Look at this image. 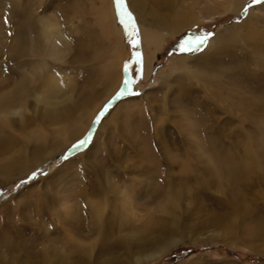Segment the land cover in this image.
I'll return each instance as SVG.
<instances>
[{
  "label": "rangeland",
  "instance_id": "obj_1",
  "mask_svg": "<svg viewBox=\"0 0 264 264\" xmlns=\"http://www.w3.org/2000/svg\"><path fill=\"white\" fill-rule=\"evenodd\" d=\"M152 3L193 18L147 69ZM28 25L57 28V60L12 53ZM23 76L26 108L0 115V264H264V0H0V97Z\"/></svg>",
  "mask_w": 264,
  "mask_h": 264
},
{
  "label": "bare ground",
  "instance_id": "obj_2",
  "mask_svg": "<svg viewBox=\"0 0 264 264\" xmlns=\"http://www.w3.org/2000/svg\"><path fill=\"white\" fill-rule=\"evenodd\" d=\"M152 6H153V9L151 11L152 19L146 18L147 16L143 17V16H139L138 14H137L138 16L136 15L137 19L139 20V21L138 20L137 21L141 25H143L140 28V34H141V37H142V46H143V53H144V56H143L144 58L143 59H144L145 67L147 69L150 67V64H151L152 58H153L152 57L153 54L147 53L148 50L150 49V47L158 48V46L162 42V35H160L159 33L162 32L163 34H166L163 31L167 30V33H170L172 35H174V34L176 35V33L179 32V29H181L184 25H187V23L190 20H192V18H193V15L184 16V18H183V16L178 15V14H177L178 16L171 15L172 12H171L170 9L172 8V6H170L168 4L166 5L165 3H161V4L152 3ZM138 7H140V3H136V4L130 5L129 9L132 12H139V10L144 11V8H142V7L138 8ZM98 18L103 23V25H105V29L106 28L109 29L111 34H113L115 36V38H114V40H115L114 46L118 47L120 45L119 40H118V34L120 32H119V25H118L117 21L115 20L114 16H112L108 12V10H103L100 13V16ZM248 18H252V15L248 16ZM145 26H149V27L147 28ZM24 28L20 27L21 30L16 32V35L14 37L15 43L13 44L12 50H11L14 55L17 54L20 57L24 56V55H26V56L28 55V56H31V57L39 56L41 58L45 57V56H47V57L49 56V58H53V59L55 58V60H57V58L59 57L60 52H61V46L59 45V43L57 41V39L60 38V35H59L60 32L57 30V28L55 26L50 27V26L46 25L45 27H42L41 30H39V28L36 29L34 26H31V25L25 26ZM22 29H24V31ZM25 35H27V37L30 36V38L33 40V41H31L32 43L29 42L30 44L29 43L27 44V42H25V40H24V36ZM38 36L41 37V40L39 39ZM219 37L220 36H217L214 39V42L216 44L219 43V40H218V39H220ZM89 41H90V39H89ZM92 46L93 45L91 44V41L89 43H87V44H85V42L83 43V48H89V47H92ZM89 50H90V48H89ZM42 60H43V62H41L40 59H39L38 61H40V62L34 61L35 63L34 62L33 63L36 64V65H38V64L42 65L43 63H45L46 59L42 58ZM60 60H62V59L60 58ZM186 62H187V58L181 60L180 62H178L177 65H179V66L181 65L182 67H184V65H186L185 64ZM109 65H110V63L107 64V67L109 68L108 71H106L105 73L102 71V76H104L103 78H104V80L106 82H111V75L114 76L113 73L115 72V70L114 71L112 70V66L111 65L109 66ZM179 66H177V67H179ZM107 67H106V69H107ZM43 68L44 67H42L41 70ZM180 69L182 70L183 68H180ZM27 82H28V78L23 76L20 79L19 83H17L14 86L16 89H14L11 92H8L7 95L5 94L6 96L0 97V115H5L6 116V114L10 115V114L14 113L15 110L13 108H11L14 103L16 105L19 104V106L21 105L22 107L26 108V106H27V98H28V93L26 91V83ZM112 86L109 85V87H112ZM3 100H5V101L3 102ZM84 104H85V102H83L81 104V106L84 107L85 106ZM77 107H79V106H77ZM64 132H65V130H64ZM79 132H80V130L77 129V130H74L72 132V134H74V135L75 134H79ZM0 141H2V140H0ZM59 141H60L59 139L57 141L55 140L54 143L53 142L51 143V146L54 147V148L58 147V145L60 144ZM40 142H41V144H40L41 146H39V148L37 149V152L35 153L36 156L43 155L44 152L46 151L45 149L48 147L47 146L48 142H47L46 139L41 138ZM96 223H98V218L96 220ZM142 248H143V251H144L145 245L139 244L137 252L138 253L142 252L141 251ZM123 249L127 252L128 256L131 255L133 250H132V244L130 243V241H128V240H124L123 241ZM91 250H92V248H91ZM88 253H90V252H88ZM108 262L109 261H105V262H103V264H109L110 262L109 263ZM85 264H93V263H91L90 261H88V262L85 261Z\"/></svg>",
  "mask_w": 264,
  "mask_h": 264
},
{
  "label": "snow or ice",
  "instance_id": "obj_3",
  "mask_svg": "<svg viewBox=\"0 0 264 264\" xmlns=\"http://www.w3.org/2000/svg\"><path fill=\"white\" fill-rule=\"evenodd\" d=\"M118 2H122V0H118ZM253 2L254 3H259V2H261V0H253ZM128 16H129V19H131V14L130 13H128ZM205 40H206V37L205 38H203V39H200L199 40V42H198V45H197V50L199 49V46L200 45H203L204 43H205ZM130 43H132V44H136V43H138L137 41H135V40H133V41H130ZM180 51H182V52H187V51H191V49L188 47V46H186V45H184V44H181V47H180ZM139 54H137V56H138ZM127 67V66H126ZM107 108V106H105V109ZM99 119H100V116L98 115L97 116V120H96V122H99ZM85 139H87V137L85 138ZM85 141H80L79 143L80 144H83ZM79 145H74L73 147H78Z\"/></svg>",
  "mask_w": 264,
  "mask_h": 264
}]
</instances>
